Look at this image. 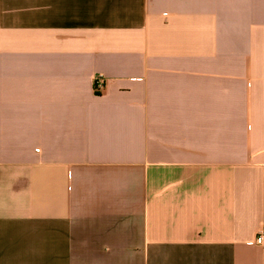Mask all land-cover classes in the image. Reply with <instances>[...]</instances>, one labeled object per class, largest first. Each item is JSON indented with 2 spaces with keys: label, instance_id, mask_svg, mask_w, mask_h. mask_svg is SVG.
Masks as SVG:
<instances>
[{
  "label": "crops",
  "instance_id": "crops-1",
  "mask_svg": "<svg viewBox=\"0 0 264 264\" xmlns=\"http://www.w3.org/2000/svg\"><path fill=\"white\" fill-rule=\"evenodd\" d=\"M259 230L264 0H0V264H264Z\"/></svg>",
  "mask_w": 264,
  "mask_h": 264
},
{
  "label": "built area",
  "instance_id": "built-area-1",
  "mask_svg": "<svg viewBox=\"0 0 264 264\" xmlns=\"http://www.w3.org/2000/svg\"><path fill=\"white\" fill-rule=\"evenodd\" d=\"M103 87H104L103 78L99 76L95 80V90L97 92H101L103 90ZM255 244L257 245L264 244V230H259L255 239Z\"/></svg>",
  "mask_w": 264,
  "mask_h": 264
}]
</instances>
